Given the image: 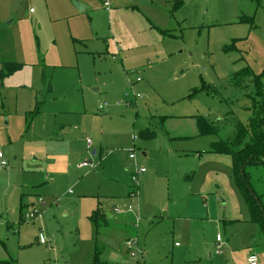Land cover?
Wrapping results in <instances>:
<instances>
[{
    "label": "rangeland",
    "instance_id": "374dc122",
    "mask_svg": "<svg viewBox=\"0 0 264 264\" xmlns=\"http://www.w3.org/2000/svg\"><path fill=\"white\" fill-rule=\"evenodd\" d=\"M75 1L87 8L80 11ZM81 1L11 0L12 13L0 18V60L23 63L0 88V111L19 114L0 135L8 139L1 151L22 155L21 161L12 158V174L32 177L28 165H44L52 133L64 135L54 128V113L79 108L88 129L105 133L102 158H82L95 161L96 172L75 169L74 176L55 178L45 187L48 194L41 181L23 186L21 174L18 186L8 184L0 169V264H142L119 256L125 236L115 220L104 225L99 218V229L92 220L97 209L108 217L113 205L123 206L114 199L128 189L127 169L142 166L151 181V198L145 194L143 204L151 211L142 213L138 236L148 264H217V235L231 239L235 253L247 254L256 245L250 238L249 245L237 244L240 235L253 227L256 239H263L225 162L231 157L208 161L209 150H194L235 137L253 115V97L264 93V0H109L111 13L105 0ZM36 103L43 115L36 116ZM30 106L35 114H20ZM198 118L217 134L192 135ZM145 129L155 136L142 138ZM133 151L135 161L129 160ZM246 171L264 205V166ZM209 173L223 182L226 196L192 194ZM11 190L14 198L5 196ZM37 195L46 203L42 217L21 221L20 208L37 202Z\"/></svg>",
    "mask_w": 264,
    "mask_h": 264
},
{
    "label": "crops",
    "instance_id": "0c3cea01",
    "mask_svg": "<svg viewBox=\"0 0 264 264\" xmlns=\"http://www.w3.org/2000/svg\"><path fill=\"white\" fill-rule=\"evenodd\" d=\"M256 1L258 3L260 2V0H256ZM81 2H83L84 4H87L86 1L82 0ZM261 4H262V6H264L263 2H261ZM86 8H87V6L84 5L83 10H85ZM12 11H13V9L11 7V0H0V18L1 17H8L12 13ZM105 11H108V10L105 9ZM31 12L33 13L32 9H31ZM108 12L111 13V6H110V10ZM3 19L5 20L6 18H3ZM14 20H15V18H14ZM14 20H12L10 22V24L14 23ZM115 47H116L117 53L122 52V50L118 44ZM118 49H119V51H118ZM127 54H129V53L124 52L125 58H126ZM8 63L9 64H15V63H18V61L14 63V62H8V60H7V62H5V60H0V71L5 72V65H7ZM19 64H20V62H19ZM21 65H23V63ZM22 69H23V66L18 71H20ZM18 71H15V73ZM15 73L7 75V76H0V88H2V86L4 85L5 79L7 77L14 76ZM142 81H143V79H142ZM48 90L51 91L52 93H54V91H52L53 87L51 85L49 86ZM21 102H24V101L21 100ZM36 104H37L36 110H38V111H36V116L43 115L44 112L42 111L43 110L42 105L40 106L39 103H36ZM20 110L22 111V113H20V114H24V116L26 118L29 115L32 116V114H35V112L34 113L32 112L33 110L31 109V106L28 109H20ZM3 111H5V109ZM67 111H69L70 113ZM67 111L62 110V111H59L58 114H55V113L53 114L54 115V117H53L54 121L53 122L55 123L54 128L55 129L61 128L64 131V135L59 136L60 134H62L61 132H59L58 134L52 133L53 138L51 141L53 142L54 145H51L52 146L51 150H48V151L43 150L45 160H44V165H42V164H41L42 166L40 165L41 167H44L45 171L44 172L39 171L38 169H40L41 167L36 168L35 164H33V166H31L29 164L27 168L33 169V171H32L33 176L32 177L31 176L28 177L26 173H24V172L22 173L21 171H19L18 176H14L12 174V171H11L12 166L9 167V165L13 162L12 158L16 161H18V160L21 161L22 155L17 153L14 156H12V155H9L7 153L5 154L3 151H1L2 145H6L8 142V139L6 137L4 139V142H3V137L0 138V153L4 154V157L7 161V165L6 166L0 165V169L1 170L3 169V170H5V172H7L6 182L8 184H10V185L13 184V185L18 186V182H19V178H20V174H21V175H23L22 180H21V184H24L23 186H26L27 188L31 189L34 186L33 185L34 180L35 181H41L39 187H41L43 185V187H41L43 189V192H46L48 194V190L46 189L47 188L46 186H49L50 182H52V183L56 182L55 178H59V179H64V177L68 178L69 176L75 175V169H78V170L79 169H81V170L86 169V168H80L79 167V164H81L83 162H87V160L82 162V160L84 158L86 159L87 157L90 156V154L93 157L100 155V158H102V155L104 153L103 144H105V139H104L105 133L104 134L100 133V130L98 129V127L88 129L87 125L84 124V120L86 118L83 117L84 115H82L81 113H78L79 108H73V111L72 110H67ZM4 115L7 117L6 123H4ZM16 117H19V114H17ZM16 117L15 116L12 117L8 113L3 114L0 111V135L2 134V131L5 134V132H4L5 128L12 127V125H13L12 118H16ZM66 117L68 118L67 121L65 120ZM17 121H19V120L16 119V121H15V119H14L15 124H17ZM65 123H68V124L69 123H79V125L76 126L75 129H71L72 127H69L67 129L64 126V125H67ZM191 133H194L192 135H194L196 138L205 137V136H201L200 133L198 132V126L196 127V130L191 132ZM140 135L142 138H146V139H150L151 137L155 136L149 132V129H145ZM91 136L94 139H91ZM89 140H91V144L88 143ZM95 143L97 144L96 147H95ZM77 148L79 149V151L77 150ZM207 148L208 149L205 148L202 150H200V148H195L196 150H194V152H196L197 154H201L202 151L209 150V151H207V153H211L210 152L211 146H209ZM77 155L78 156L80 155L79 158H77ZM145 155L147 156L148 153H145ZM211 155L205 159H208V161H218V158L223 157L222 154L217 155V154L211 153ZM129 156H130V154H129ZM200 156H202V155H200ZM227 158H225L227 160L225 162L227 164H231V169H232L231 177L236 181V178H234V166H233L232 160H230V158H228V159ZM129 160L132 161V159H130V157H129ZM94 162H91V163H93L95 165L96 168L94 171L96 172L98 165H97V163H94ZM21 166H23L22 163H21ZM141 168H145V167L142 166V167H140V169L137 168L136 171H134V172L127 169V171H128L127 176L129 177V181H130V183L128 184V189H127V191L123 197H119V195L117 193L116 197L114 199V202H118V201L120 203L123 202L122 203L123 206L119 207V209L121 210V213H117L115 211L116 205H113L114 206L113 211L111 213L108 212V217H106L107 218L106 221L103 220V223L105 221L104 225H108L109 223H111L112 219L115 220L117 223V226L120 230L121 235L125 236V239H123V241H122L123 248L121 249L119 256L121 254H124V255H126V257H128V256L131 257L126 250V243L125 242L128 238H132V237H137L139 239L138 232H140L139 230L141 228L140 227L141 222H143V220L141 221V215L143 212L146 213L147 211H151L150 207L145 208L146 206L143 204V198H145V196H144L145 194L148 198L149 197L151 198V196H149V189H148V187H150V183H151L150 177H149V170L147 169L146 172L140 173ZM210 174L211 173H209V175H208V179H209ZM219 176H221V174H218L217 178ZM133 177H136V181H133ZM214 177H215V175L213 173L210 177L211 180L209 179V181H208V179H207L205 181V183H207V184L205 185V183L203 182V184H201L200 188H198L197 191L192 193V194L196 195L198 197H204L205 195H210V193L215 194V196L225 195L226 189L223 185V182H221L219 179H218V181H215ZM224 177H227V175H224ZM139 180L141 181V184L143 185L142 190H140V185L137 184V183H139ZM3 182L4 181L0 180V187H3ZM75 183L80 184L77 182H75ZM134 183L137 184L136 196H133V194H131V190L135 186ZM236 186H237V182H236ZM157 187H158V184H157L155 189H156V191L159 192V188H157ZM237 188H238V186H237ZM123 189H124V185H123ZM192 189H193V187H192ZM12 190L8 194H5V196H9V195L13 194V198H14L16 196V193H13L14 191H12ZM237 191L240 192L239 189ZM168 192H169V190L165 191L164 193L166 195H169ZM139 195H140V199H139ZM157 195H158V193L154 194V196H157ZM37 197L42 198L43 196L37 195ZM22 199H23V195L20 199L22 204H23L24 201ZM131 199L133 201H136V203L134 204ZM28 203L25 204V209H23L24 208V206H23L24 204H23L22 208H20V210H19V213L21 215V221H23L22 220L23 214L26 211H29L34 206V204L39 206V200L37 202H34L32 205H30ZM45 206L46 205H43L42 208ZM129 206H133L132 212H128ZM245 206L247 208L246 201H245ZM248 211L250 212L249 209H248ZM115 214L118 216V218L115 217L116 216ZM159 214H160V212H156L154 215V218H159L158 220L161 221L163 219V216L158 217ZM249 214H250V219L252 222L251 224H254L252 221L251 212ZM235 217H238V216L236 215ZM165 218H166V216H165ZM177 218L179 220H182L181 217L177 216ZM136 223H138V228L135 227ZM254 230L255 229H253V227L252 228L250 227L248 230H246L248 232H245L247 234L240 235L239 236L240 238L236 239V241H235L237 244H240V245H244V244L249 245L250 244L249 242L251 239L252 244L253 245L255 244L256 247H254V249H252L251 251L250 250L247 251V254L238 253V252L235 253L233 251V249H234L233 241L231 239H229L228 237L223 238V236H221L222 241L218 242L217 237L220 235H217L216 240H217L218 245H220L218 249L221 250L220 254L214 253V255L216 256L217 264H250L249 259L251 258V256L257 257L258 264H264V239H263L262 235H261V238L263 239V241L261 239H258V238L256 239L257 234H254V232H253ZM40 240H39V242H40ZM46 243L47 242L41 243V244H46ZM51 243H53L52 240H51ZM222 247L224 249L223 253H222ZM54 250L55 249L50 250V251H54ZM215 251H216V248H215ZM210 256L213 257L212 254ZM116 257H118V254L115 252L114 258H116Z\"/></svg>",
    "mask_w": 264,
    "mask_h": 264
},
{
    "label": "trees",
    "instance_id": "16d2710c",
    "mask_svg": "<svg viewBox=\"0 0 264 264\" xmlns=\"http://www.w3.org/2000/svg\"><path fill=\"white\" fill-rule=\"evenodd\" d=\"M22 68L19 63L5 65V72L0 71V76H7ZM246 76V75H245ZM261 88H259L260 90ZM253 115L247 125L240 124L238 133L231 140H218L211 144L212 154L228 155L232 158L234 166V178L240 193L246 201L247 208L252 215V221L260 228L264 239V205L261 196L254 192L246 168L250 166H264V93L260 90L258 99L253 97ZM198 132L201 136L217 134L215 128L209 125L206 118L197 119ZM136 184V183H134ZM133 188V187H132ZM137 185L131 190V194H137ZM35 205V204H34ZM34 207V206H33ZM105 213L96 210L92 220L99 229V218L105 220ZM23 221L24 215L22 218ZM106 221V220H105ZM104 221V223H105Z\"/></svg>",
    "mask_w": 264,
    "mask_h": 264
},
{
    "label": "built area",
    "instance_id": "2783aa9c",
    "mask_svg": "<svg viewBox=\"0 0 264 264\" xmlns=\"http://www.w3.org/2000/svg\"><path fill=\"white\" fill-rule=\"evenodd\" d=\"M110 1L109 0H105L104 1V7L106 10H110ZM119 51V49H118ZM142 81V78L141 77H138L137 79V83ZM136 97H142L141 94H136L135 95ZM127 104L130 106L131 103L130 102H127ZM89 144H91V140L88 141ZM130 159L132 160H136V154H135V151H133L132 153H130ZM0 165L1 166H6L7 165V161L4 157V154L3 153H0ZM79 167L80 168H91L93 170H95V165L91 162H83L81 164H79ZM143 173V172H146V168H141L140 170V173ZM133 181H136V177H133ZM133 196H136L135 194H133ZM43 205H46L45 203V200L43 198H39V206L38 205H34V207H32L29 211H26L23 215H24V219L26 221H35V220H38L39 218L42 217V214H41V208ZM115 211L117 213H121V210L120 209H115ZM133 211V206H129L128 207V212H132ZM135 227L138 228V223L135 224ZM217 240L218 242L222 241L221 240V236H218L217 237ZM41 243H45L46 240L42 239L41 238ZM126 243V250L127 252L129 253V255L131 257H134V258H138V259H141L143 260L142 264H148L146 261H145V251L144 249H142L141 247V242H139V239L137 237H132V238H128V240L125 242ZM221 250L218 249L217 251V254H220ZM249 263L250 264H258V259L257 257L255 256H251V258L249 259Z\"/></svg>",
    "mask_w": 264,
    "mask_h": 264
},
{
    "label": "water",
    "instance_id": "95a60500",
    "mask_svg": "<svg viewBox=\"0 0 264 264\" xmlns=\"http://www.w3.org/2000/svg\"><path fill=\"white\" fill-rule=\"evenodd\" d=\"M74 4L76 5V7H77L80 11H82V10L84 9V6L81 5L79 2L75 1Z\"/></svg>",
    "mask_w": 264,
    "mask_h": 264
}]
</instances>
